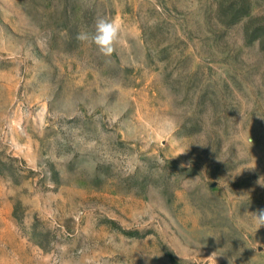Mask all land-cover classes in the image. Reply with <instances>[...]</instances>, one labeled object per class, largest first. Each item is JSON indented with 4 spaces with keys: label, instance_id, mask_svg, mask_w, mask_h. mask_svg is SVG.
Instances as JSON below:
<instances>
[{
    "label": "rangeland",
    "instance_id": "374dc122",
    "mask_svg": "<svg viewBox=\"0 0 264 264\" xmlns=\"http://www.w3.org/2000/svg\"><path fill=\"white\" fill-rule=\"evenodd\" d=\"M262 184L264 0H0V264H264Z\"/></svg>",
    "mask_w": 264,
    "mask_h": 264
},
{
    "label": "clouds",
    "instance_id": "9594fccd",
    "mask_svg": "<svg viewBox=\"0 0 264 264\" xmlns=\"http://www.w3.org/2000/svg\"><path fill=\"white\" fill-rule=\"evenodd\" d=\"M121 28L122 22L118 18L101 17L96 20L93 32L81 31L76 38L81 42L95 45L101 55L111 57L115 51V46L120 41ZM180 154L178 153L177 156ZM181 166L183 167V165ZM245 215H250L254 232L264 227V209Z\"/></svg>",
    "mask_w": 264,
    "mask_h": 264
}]
</instances>
